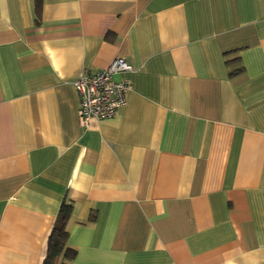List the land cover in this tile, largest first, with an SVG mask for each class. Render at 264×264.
Instances as JSON below:
<instances>
[{
	"label": "crops",
	"instance_id": "1",
	"mask_svg": "<svg viewBox=\"0 0 264 264\" xmlns=\"http://www.w3.org/2000/svg\"><path fill=\"white\" fill-rule=\"evenodd\" d=\"M63 203L66 264H264V0H0V264H43Z\"/></svg>",
	"mask_w": 264,
	"mask_h": 264
},
{
	"label": "built area",
	"instance_id": "2",
	"mask_svg": "<svg viewBox=\"0 0 264 264\" xmlns=\"http://www.w3.org/2000/svg\"><path fill=\"white\" fill-rule=\"evenodd\" d=\"M132 69L133 66L125 58L117 56L106 67L82 72L72 80L78 96V114L82 125L86 126L93 119L110 118L126 103L130 83L123 77L114 79L113 76Z\"/></svg>",
	"mask_w": 264,
	"mask_h": 264
},
{
	"label": "trees",
	"instance_id": "3",
	"mask_svg": "<svg viewBox=\"0 0 264 264\" xmlns=\"http://www.w3.org/2000/svg\"><path fill=\"white\" fill-rule=\"evenodd\" d=\"M71 204L63 203L53 229L48 239L46 255L43 264H66V261L75 256V249L67 244L68 229L67 221L71 213Z\"/></svg>",
	"mask_w": 264,
	"mask_h": 264
}]
</instances>
